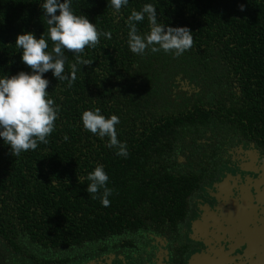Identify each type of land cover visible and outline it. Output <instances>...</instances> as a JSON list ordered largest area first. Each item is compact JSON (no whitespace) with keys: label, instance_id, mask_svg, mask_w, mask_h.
I'll return each mask as SVG.
<instances>
[{"label":"trees","instance_id":"1","mask_svg":"<svg viewBox=\"0 0 264 264\" xmlns=\"http://www.w3.org/2000/svg\"><path fill=\"white\" fill-rule=\"evenodd\" d=\"M43 2L0 0V77L31 71L15 41L25 32L47 39ZM146 3L155 5L159 22L189 28L192 48L179 57L133 54L127 18ZM72 8L111 38L85 49L83 59L93 64L78 65L71 87L44 74L60 109L47 144L14 157L0 138V264H58L74 249L148 219L175 232L189 198L238 139L234 132L264 147V0H129L119 13L110 0H72ZM137 27L146 34L147 18ZM65 55L70 77L75 55ZM185 81L201 84V94H187ZM95 108L119 117L127 158L108 137L85 130L82 113ZM97 165L114 189L107 207L86 192L88 181H77Z\"/></svg>","mask_w":264,"mask_h":264},{"label":"clouds","instance_id":"2","mask_svg":"<svg viewBox=\"0 0 264 264\" xmlns=\"http://www.w3.org/2000/svg\"><path fill=\"white\" fill-rule=\"evenodd\" d=\"M128 3L129 0H110L117 13ZM41 7L48 25L47 39L43 34L37 39L34 33L25 32L19 34L15 41V47L21 50L22 62L31 71L0 77V138L10 146V153L14 157L22 152L36 150L39 143L47 144L48 137L55 130L60 109L49 98L47 89L50 81L44 78V74L52 71L57 80H67L71 87L76 79V72L81 70L78 65L93 64L92 61L83 59L85 49L89 46L94 48L102 36L111 38L110 31L98 30L85 15L75 14L72 0H44ZM239 10L245 11V5H239ZM145 17L149 31L141 34L137 22L143 21ZM127 24L128 47L136 55L142 56L150 49L152 53L162 50L179 57L191 49L194 43L193 33L189 28L170 27L159 22L157 9L151 3L144 4L139 11L132 10ZM49 40L52 42L51 51ZM65 51L75 55L70 77L64 74L68 59ZM81 121L85 130L101 138L108 137V146L118 149L117 156L127 158V144L121 142L117 135L116 126L120 123L118 116L106 118L101 114L100 108H95L84 111ZM77 181L81 184L88 181L86 192L93 194V199L99 198L103 206H109L108 198L114 189L107 187L109 176L101 165H97L86 176L77 177Z\"/></svg>","mask_w":264,"mask_h":264},{"label":"flooded vegetation","instance_id":"3","mask_svg":"<svg viewBox=\"0 0 264 264\" xmlns=\"http://www.w3.org/2000/svg\"><path fill=\"white\" fill-rule=\"evenodd\" d=\"M183 84L187 94H201V84ZM241 135H231L238 139L228 143L217 171L189 198L175 232L148 219L74 249L58 264H73L79 251L84 264L103 258L107 264H264V147Z\"/></svg>","mask_w":264,"mask_h":264},{"label":"rangeland","instance_id":"4","mask_svg":"<svg viewBox=\"0 0 264 264\" xmlns=\"http://www.w3.org/2000/svg\"><path fill=\"white\" fill-rule=\"evenodd\" d=\"M195 81H197L196 79H195ZM90 248V247H89ZM89 248H87V249H89ZM83 260H85V256H84V254H82V252H78V259H76L75 260V262L73 263V264H84V263H80V262H83ZM87 260V259H86ZM90 264H98L97 262H96V260L95 261H93L92 263H90ZM100 264H107L106 263V258H103V259H101V262H100Z\"/></svg>","mask_w":264,"mask_h":264}]
</instances>
